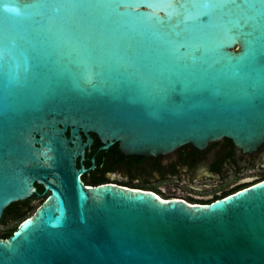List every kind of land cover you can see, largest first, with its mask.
<instances>
[{
  "label": "water",
  "instance_id": "water-1",
  "mask_svg": "<svg viewBox=\"0 0 264 264\" xmlns=\"http://www.w3.org/2000/svg\"><path fill=\"white\" fill-rule=\"evenodd\" d=\"M91 132L143 156L261 144L264 0H0V217L47 193L0 264H264V179L205 203L84 185Z\"/></svg>",
  "mask_w": 264,
  "mask_h": 264
},
{
  "label": "flooded vegetation",
  "instance_id": "flooded-vegetation-1",
  "mask_svg": "<svg viewBox=\"0 0 264 264\" xmlns=\"http://www.w3.org/2000/svg\"><path fill=\"white\" fill-rule=\"evenodd\" d=\"M90 136L82 160L76 159L77 167L86 168L80 175L84 185L114 183L152 189L160 197L205 203L264 179V141L244 150L223 137L202 148L187 143L167 153L143 156L124 153L117 142L101 148L103 143L97 134L91 132ZM42 191L43 187L36 184L35 193L6 207L0 225L25 214Z\"/></svg>",
  "mask_w": 264,
  "mask_h": 264
},
{
  "label": "rangeland",
  "instance_id": "rangeland-1",
  "mask_svg": "<svg viewBox=\"0 0 264 264\" xmlns=\"http://www.w3.org/2000/svg\"><path fill=\"white\" fill-rule=\"evenodd\" d=\"M166 195L165 196H168V191H163ZM162 192V193H163ZM47 193L41 195L38 199H36L33 204L31 205L30 209L23 215L19 216L18 218L14 219V220H10L8 221L6 224L4 225H0V232H2L3 230L5 229H9V228H13V227H16L19 222L21 221V219L26 215V214H32L35 209L38 207V205L42 202V200L44 199L45 195ZM208 198V197H207ZM209 199H211V197H209Z\"/></svg>",
  "mask_w": 264,
  "mask_h": 264
},
{
  "label": "trees",
  "instance_id": "trees-1",
  "mask_svg": "<svg viewBox=\"0 0 264 264\" xmlns=\"http://www.w3.org/2000/svg\"><path fill=\"white\" fill-rule=\"evenodd\" d=\"M124 186H127V185H124ZM128 187H130V186H128ZM134 188H139V187H134ZM140 189H143V188H140ZM148 190L153 191V192L156 193V194H159V193L156 192L155 190H152V189H148ZM161 197H162V198H166V197H163V196H161ZM189 203H191V202H189ZM15 228H16V227H13V228H9V229H5V230H3L2 232H0L1 237H3V238H7L8 236H10V235L12 234V232L15 230Z\"/></svg>",
  "mask_w": 264,
  "mask_h": 264
},
{
  "label": "bare ground",
  "instance_id": "bare-ground-1",
  "mask_svg": "<svg viewBox=\"0 0 264 264\" xmlns=\"http://www.w3.org/2000/svg\"><path fill=\"white\" fill-rule=\"evenodd\" d=\"M20 223V222H19Z\"/></svg>",
  "mask_w": 264,
  "mask_h": 264
}]
</instances>
